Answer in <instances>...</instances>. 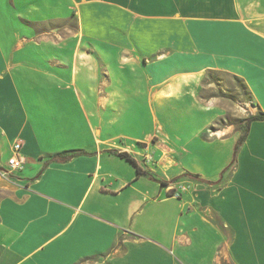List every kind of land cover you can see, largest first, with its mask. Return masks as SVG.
Segmentation results:
<instances>
[{
    "label": "crops",
    "instance_id": "0c3cea01",
    "mask_svg": "<svg viewBox=\"0 0 264 264\" xmlns=\"http://www.w3.org/2000/svg\"><path fill=\"white\" fill-rule=\"evenodd\" d=\"M209 70L264 111V0H0V264H264V120L214 183Z\"/></svg>",
    "mask_w": 264,
    "mask_h": 264
},
{
    "label": "rangeland",
    "instance_id": "374dc122",
    "mask_svg": "<svg viewBox=\"0 0 264 264\" xmlns=\"http://www.w3.org/2000/svg\"><path fill=\"white\" fill-rule=\"evenodd\" d=\"M56 30L64 32L63 26L56 27ZM207 78V83H204V87L199 93L207 98L206 100L212 99L218 105L225 107V114L222 119L217 121L216 126L221 127L228 124L229 120L236 123V121L240 120V115L245 116L250 114V112L256 111V109H252L254 105L237 80L223 73H214ZM209 81L214 82L208 84Z\"/></svg>",
    "mask_w": 264,
    "mask_h": 264
},
{
    "label": "trees",
    "instance_id": "16d2710c",
    "mask_svg": "<svg viewBox=\"0 0 264 264\" xmlns=\"http://www.w3.org/2000/svg\"><path fill=\"white\" fill-rule=\"evenodd\" d=\"M215 72L214 71H207V73L205 74V79L207 77H211ZM233 79L237 80V82L239 83V85L245 90L246 94L248 95V97L250 98L252 104L254 106H256V104L254 103V101L251 99V96L249 94V92L247 91V87L244 84V82L237 76L232 75L231 76ZM205 81V80H203ZM227 119V118H226ZM225 119V120H226ZM254 120H264V111L257 109V111L254 114H248L246 118L244 119H240L238 121H231L229 120L228 124H233L235 126V129L239 132V136L234 144L233 147V153H232V158L231 161L229 162V164L221 171L220 173V178L215 181L214 183L216 184H220L222 182V176L224 175V173L229 170V169H233L236 163V159H237V155H238V151L240 149L241 144L243 143V141L245 140L248 130H249V126L251 124L252 121ZM80 150H69V151H63L60 153H56L54 155H51V157H49V159L46 161L47 163L49 162H64L69 160L70 158H72L73 156H76L78 154H80ZM122 157L127 158L128 160L132 161L133 160L130 158V156L126 153H121L120 154ZM137 171L139 172V169L137 168ZM183 176H188L190 178H198L196 175L190 174V173H184ZM210 183V182H209ZM161 184H165V183H161Z\"/></svg>",
    "mask_w": 264,
    "mask_h": 264
},
{
    "label": "built area",
    "instance_id": "2783aa9c",
    "mask_svg": "<svg viewBox=\"0 0 264 264\" xmlns=\"http://www.w3.org/2000/svg\"><path fill=\"white\" fill-rule=\"evenodd\" d=\"M21 149V143L15 142L13 144V150L11 156L7 160V168L2 169L0 173L2 175H7L9 173L20 170L23 167V160L19 157V152ZM188 188L186 182L179 181L175 186L171 187L170 196L175 198H180L181 194Z\"/></svg>",
    "mask_w": 264,
    "mask_h": 264
}]
</instances>
